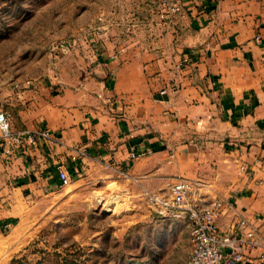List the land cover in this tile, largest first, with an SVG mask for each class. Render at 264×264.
Returning <instances> with one entry per match:
<instances>
[{"label": "crops", "instance_id": "obj_1", "mask_svg": "<svg viewBox=\"0 0 264 264\" xmlns=\"http://www.w3.org/2000/svg\"><path fill=\"white\" fill-rule=\"evenodd\" d=\"M172 23L118 46L111 30L55 73L13 82L0 106L12 126L48 128L55 140L0 151V259L38 200L61 187L59 165L73 180L106 165L138 195L194 179L204 199L230 201L223 229L242 214L264 234V0H185ZM240 264L264 261L253 252Z\"/></svg>", "mask_w": 264, "mask_h": 264}, {"label": "rangeland", "instance_id": "obj_2", "mask_svg": "<svg viewBox=\"0 0 264 264\" xmlns=\"http://www.w3.org/2000/svg\"><path fill=\"white\" fill-rule=\"evenodd\" d=\"M157 4L0 0V106L14 81L55 73L54 63L83 43L107 40L111 30L117 46L152 40V28L164 36L173 23L160 18ZM73 39L71 51L58 48ZM137 192L134 181L106 165L61 185L38 200L0 264H185L192 249L188 216L154 208Z\"/></svg>", "mask_w": 264, "mask_h": 264}, {"label": "built area", "instance_id": "obj_3", "mask_svg": "<svg viewBox=\"0 0 264 264\" xmlns=\"http://www.w3.org/2000/svg\"><path fill=\"white\" fill-rule=\"evenodd\" d=\"M184 3L185 0H159L160 18L172 22L181 12ZM77 45L76 39L63 40L58 48L67 52ZM56 66L57 62L51 70ZM26 83L32 85L34 81L27 79ZM11 120V111L1 108L0 151L8 156L26 153L30 147L44 139L55 140L53 131L48 128L37 131L19 130L12 126ZM130 154L131 158H138L145 155L146 151L132 149ZM240 169L247 172L244 163L240 164ZM59 176L62 185H67L73 180L60 165ZM143 195L152 207L161 211L175 210L187 213L192 249L185 264H240L249 259L253 252L264 261V234L260 227L247 216L237 214L229 227L223 229L219 220L225 214L230 201L223 196L211 200L204 199L196 180L179 177L169 189L152 191L144 188Z\"/></svg>", "mask_w": 264, "mask_h": 264}, {"label": "water", "instance_id": "obj_4", "mask_svg": "<svg viewBox=\"0 0 264 264\" xmlns=\"http://www.w3.org/2000/svg\"><path fill=\"white\" fill-rule=\"evenodd\" d=\"M181 213H184V214H186L187 215V213L184 211V212H181Z\"/></svg>", "mask_w": 264, "mask_h": 264}]
</instances>
